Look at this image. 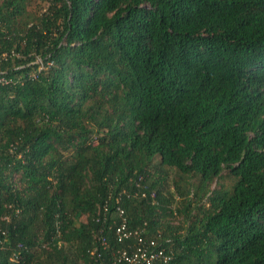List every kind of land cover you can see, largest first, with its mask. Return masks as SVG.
<instances>
[{
	"label": "trees",
	"instance_id": "16d2710c",
	"mask_svg": "<svg viewBox=\"0 0 264 264\" xmlns=\"http://www.w3.org/2000/svg\"><path fill=\"white\" fill-rule=\"evenodd\" d=\"M35 1L0 0V264H128L119 207L156 264H264V0ZM156 159L233 184L162 225Z\"/></svg>",
	"mask_w": 264,
	"mask_h": 264
},
{
	"label": "rangeland",
	"instance_id": "374dc122",
	"mask_svg": "<svg viewBox=\"0 0 264 264\" xmlns=\"http://www.w3.org/2000/svg\"><path fill=\"white\" fill-rule=\"evenodd\" d=\"M36 0L34 2V8L36 9ZM29 10H33V7H29ZM32 12V11H31ZM41 63L40 60L37 61ZM93 143H97L94 140ZM158 159H156V167L154 175L149 180H156L160 183V187L163 189L164 197H169L171 194L174 195L175 199L170 201L169 211L163 212L162 225H175L176 227L190 224V221L199 214H202V206L208 207L209 203L207 199L213 191L220 188H228L233 184V180L227 176V172H223L219 178H216L213 183L209 184L208 191L202 201L199 200V187L200 179L195 175H182L175 169L158 167ZM189 189V190H188ZM189 191V196L182 197L180 192ZM198 190V191H197ZM83 220H85L83 218Z\"/></svg>",
	"mask_w": 264,
	"mask_h": 264
},
{
	"label": "built area",
	"instance_id": "2783aa9c",
	"mask_svg": "<svg viewBox=\"0 0 264 264\" xmlns=\"http://www.w3.org/2000/svg\"><path fill=\"white\" fill-rule=\"evenodd\" d=\"M117 212H119V215L123 218V222L117 230L120 235V240L131 236L137 239V248L131 255L125 251L122 253V259L124 261L128 264H156L158 259H162L165 263L171 261L173 255L172 251H169L170 253L167 254L164 248L152 249L151 247L156 246V243L151 242L150 245H148L140 233L128 231L124 211L119 207L117 208ZM102 244L105 247L106 241L102 240Z\"/></svg>",
	"mask_w": 264,
	"mask_h": 264
}]
</instances>
